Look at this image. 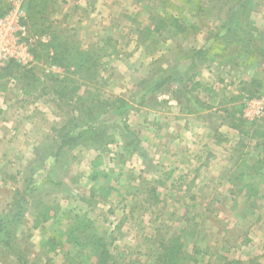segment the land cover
<instances>
[{
  "label": "rangeland",
  "instance_id": "rangeland-1",
  "mask_svg": "<svg viewBox=\"0 0 264 264\" xmlns=\"http://www.w3.org/2000/svg\"><path fill=\"white\" fill-rule=\"evenodd\" d=\"M23 5L33 62L0 66V261L164 264L169 257L159 255L172 248L177 264H264V114L245 116L264 90L250 97L241 84L255 77L264 85V0ZM6 6L0 0V12ZM55 49H66L62 67L52 64ZM196 79L216 85L202 107L205 139L223 142L196 158H210L198 179L197 161L174 172L175 160H194V151L161 150L158 166L152 139ZM119 105L122 116L105 117ZM92 122L97 142L83 132ZM70 128L80 136L54 156ZM85 216L92 224L82 234Z\"/></svg>",
  "mask_w": 264,
  "mask_h": 264
},
{
  "label": "crops",
  "instance_id": "crops-1",
  "mask_svg": "<svg viewBox=\"0 0 264 264\" xmlns=\"http://www.w3.org/2000/svg\"><path fill=\"white\" fill-rule=\"evenodd\" d=\"M237 55H239V53L236 54V57ZM196 61L197 58H194V63H196ZM195 65L197 66V64H191L190 68H192ZM220 65H222V67L226 70L227 73H232L233 71H237L239 73L240 69L239 70L236 69V67H238L239 64H236L235 62L228 63L227 61H224V64L221 63ZM183 82H185V80ZM238 83H240V80ZM231 84L227 86L228 90L232 87V86L230 87ZM241 84L243 85V83ZM184 86L187 87V90L181 89L183 93V99L180 96V94L178 93L176 94V97L179 98V101H175L177 105L172 108L171 114H166V116H168V118L166 119V123L162 121L161 125L158 126L159 130L157 129L155 136L152 138L155 141L156 146L158 147L159 152L161 154L160 157L161 159L156 161L158 166L165 158V155H163L161 150L168 149L170 147H173L174 150L184 151L187 154L190 151L191 152L194 151L195 155L197 154L194 160L181 159L185 162V164L183 165H180V161L178 159L175 160L174 172L177 171V168H180V170L182 168L184 171H186V166L187 167L193 166L194 162L196 163L197 161L196 158H199L200 154L204 153L205 150L210 151L212 150L213 147L217 148L223 144L221 140L219 141L212 140L213 142L210 143L211 142L210 139H208L207 141L205 139L207 136H209V134L206 133L207 127L209 126L208 123L209 120H206L207 114L205 113V110H202V107H206V105L210 101V97L211 96L214 97V95H216L214 91L216 90L215 83L211 84L212 88H210L209 85H207L204 80L196 79L193 80L192 83H188V86L186 85V83H184ZM261 86H263V90H264V85ZM240 88L241 87H239V89ZM212 89L213 91L211 92H213V95L209 94V96L204 95L203 97L204 93H208ZM191 92L196 93V95L194 94L191 95L190 94ZM228 92L229 95L232 93L235 94L237 93V90L236 89L229 90ZM230 96L231 99L236 97V95H230ZM222 100L223 101L225 100L224 96H222ZM182 101H184L183 106L187 109L186 112H183L181 109ZM4 108L6 109V107ZM34 127L35 125L33 126L32 129L35 132L36 129H34ZM209 151L205 152L204 158L207 157V154L209 155L208 153ZM209 159L210 158H208V160L205 162L204 160L197 161L196 168L194 169L195 172V175H193L195 176L194 179H198V177H201L202 174L197 175V173L201 172L202 168L207 170L208 166H210ZM0 264L3 263L0 261Z\"/></svg>",
  "mask_w": 264,
  "mask_h": 264
},
{
  "label": "built area",
  "instance_id": "built-area-1",
  "mask_svg": "<svg viewBox=\"0 0 264 264\" xmlns=\"http://www.w3.org/2000/svg\"><path fill=\"white\" fill-rule=\"evenodd\" d=\"M9 5L7 13L0 16V66L8 60L30 64L34 40L28 35L23 0H9ZM257 104L260 106L255 108ZM247 107V118H260L264 114V99L252 100Z\"/></svg>",
  "mask_w": 264,
  "mask_h": 264
},
{
  "label": "trees",
  "instance_id": "trees-1",
  "mask_svg": "<svg viewBox=\"0 0 264 264\" xmlns=\"http://www.w3.org/2000/svg\"><path fill=\"white\" fill-rule=\"evenodd\" d=\"M8 10H9V6H6L4 8V10H1L0 15L7 13ZM230 29L232 30V27H230V28L228 27V30H230ZM239 31H241L242 34H245V35L247 34V32L243 31L242 28ZM239 31L234 32L233 36L231 35L233 37L234 41H236V42H240L243 40L241 38V33H239ZM61 47L65 48L64 46H61ZM206 51H207V49H206V47H204V48L198 49L197 53L198 54H202V53L205 54ZM65 53H66V49H63V51H58L55 49V51L53 52L52 59H51L52 64H55V65H58L61 67L64 66V59L66 58V56L64 55ZM192 64H194V63H192ZM14 65L15 64L13 62H9L8 67H6V68L9 69V68L13 67ZM241 83L244 84L245 89H249L248 92H249L250 97H255L256 94H259V91H260L259 88L261 87V83L257 78L250 77L248 80L242 81ZM247 86H249V88H247ZM251 89H255L256 91L254 90V92H253ZM257 90H259V91H257ZM125 109L126 108L123 105L111 107L108 111L104 112L105 117L112 118L113 116H116L118 118L119 116H122L124 114ZM96 126H97V124L95 122H92L89 125H86L85 130L83 129L84 133L86 131L90 132L91 135L89 138H91L93 140V142L98 141V136L95 134L97 132ZM74 128H77V127H74ZM72 130H73V128H70L62 135L61 141L57 145V151L54 154V156L61 154L67 147L76 143L77 137L80 136L81 133L79 135L75 136V135H73ZM263 149H264V146H263ZM91 224H92L91 220L85 216L82 218V221L79 223V227L77 228L76 231L80 232L82 234H85L89 231ZM94 237H96V236H94ZM95 239L101 240L99 237H96ZM50 241H52L51 237H50ZM100 247L102 248L100 253H105L106 251L103 249V246H100ZM164 255L166 257H169V259L166 258L165 260H161L162 263H164V264L165 263H168V264H177L178 263L177 253L173 252L172 248L167 250V253L160 254L159 258L163 257ZM104 262H105V259H104ZM24 264H26V263H24Z\"/></svg>",
  "mask_w": 264,
  "mask_h": 264
}]
</instances>
